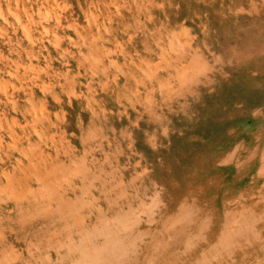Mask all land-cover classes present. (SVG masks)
Returning <instances> with one entry per match:
<instances>
[{
  "label": "rangeland",
  "instance_id": "rangeland-1",
  "mask_svg": "<svg viewBox=\"0 0 264 264\" xmlns=\"http://www.w3.org/2000/svg\"><path fill=\"white\" fill-rule=\"evenodd\" d=\"M0 264H264V0H0Z\"/></svg>",
  "mask_w": 264,
  "mask_h": 264
}]
</instances>
